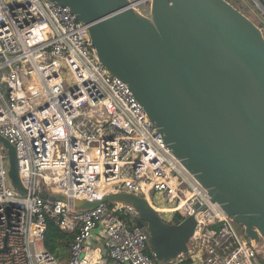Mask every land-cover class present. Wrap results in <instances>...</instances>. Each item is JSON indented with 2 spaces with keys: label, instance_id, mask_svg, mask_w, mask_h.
I'll return each mask as SVG.
<instances>
[{
  "label": "built area",
  "instance_id": "built-area-1",
  "mask_svg": "<svg viewBox=\"0 0 264 264\" xmlns=\"http://www.w3.org/2000/svg\"><path fill=\"white\" fill-rule=\"evenodd\" d=\"M251 1L264 15V0ZM0 134L16 147L28 190L23 196L13 187L0 142V264H105L101 241L116 264H156L133 208L75 204L120 191L150 200L172 223L196 216L188 251L169 264H264V243L240 233L174 155L128 83L101 63L89 25L69 6L0 0ZM157 194L170 204H156ZM50 219L75 233L65 263L44 245Z\"/></svg>",
  "mask_w": 264,
  "mask_h": 264
},
{
  "label": "water",
  "instance_id": "water-1",
  "mask_svg": "<svg viewBox=\"0 0 264 264\" xmlns=\"http://www.w3.org/2000/svg\"><path fill=\"white\" fill-rule=\"evenodd\" d=\"M53 1L89 25L101 63L128 83L212 201L247 237L264 241V30L229 0H151L148 14L138 11L145 0ZM0 142L11 183L27 196L16 147L1 134ZM102 203L134 209L157 263L188 251L196 216L166 221L144 197L125 191L75 200L81 209Z\"/></svg>",
  "mask_w": 264,
  "mask_h": 264
},
{
  "label": "trees",
  "instance_id": "trees-1",
  "mask_svg": "<svg viewBox=\"0 0 264 264\" xmlns=\"http://www.w3.org/2000/svg\"><path fill=\"white\" fill-rule=\"evenodd\" d=\"M120 216L131 223V217L124 214H120ZM175 221H178V219H175ZM74 238V232H65L52 219L48 221L44 245L47 250L55 253L63 263L71 257ZM156 264L159 263L156 262Z\"/></svg>",
  "mask_w": 264,
  "mask_h": 264
},
{
  "label": "rangeland",
  "instance_id": "rangeland-1",
  "mask_svg": "<svg viewBox=\"0 0 264 264\" xmlns=\"http://www.w3.org/2000/svg\"><path fill=\"white\" fill-rule=\"evenodd\" d=\"M232 2L237 8L242 10L246 15H248L258 26H260L264 30V15L261 11L252 3L251 0H229ZM151 0H145L141 6L138 7V11L143 14H148L150 8ZM65 75L70 77V73H65ZM154 202L159 206H167L170 204L167 197H164L162 194H157L154 197ZM110 210H115V204L109 205ZM181 214V212H180ZM161 216L169 222H172L170 218V214L161 213ZM236 227L240 233H244V227L241 224L236 223ZM264 243V241H260ZM264 248V247H263Z\"/></svg>",
  "mask_w": 264,
  "mask_h": 264
},
{
  "label": "crops",
  "instance_id": "crops-1",
  "mask_svg": "<svg viewBox=\"0 0 264 264\" xmlns=\"http://www.w3.org/2000/svg\"><path fill=\"white\" fill-rule=\"evenodd\" d=\"M97 245L100 246L102 249V255L104 256V263L105 264H116L115 260L109 254L108 247L105 244V242H103V241L97 242ZM105 251H106V253H105Z\"/></svg>",
  "mask_w": 264,
  "mask_h": 264
},
{
  "label": "bare ground",
  "instance_id": "bare-ground-1",
  "mask_svg": "<svg viewBox=\"0 0 264 264\" xmlns=\"http://www.w3.org/2000/svg\"><path fill=\"white\" fill-rule=\"evenodd\" d=\"M149 200V199H148ZM149 202H150V200H149ZM151 203V202H150Z\"/></svg>",
  "mask_w": 264,
  "mask_h": 264
}]
</instances>
